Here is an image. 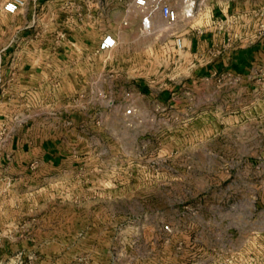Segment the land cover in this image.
<instances>
[{
    "label": "rangeland",
    "instance_id": "obj_1",
    "mask_svg": "<svg viewBox=\"0 0 264 264\" xmlns=\"http://www.w3.org/2000/svg\"><path fill=\"white\" fill-rule=\"evenodd\" d=\"M125 14L88 26L90 58L72 75L33 77L11 101L49 135L75 137L78 154L0 177V264H226L233 246V263L249 264L264 253V232L251 234L264 221V64L202 71L217 57L196 60L161 19L148 32ZM18 22L0 13V53ZM101 24L116 42L107 52H96ZM69 32L46 30V52Z\"/></svg>",
    "mask_w": 264,
    "mask_h": 264
},
{
    "label": "crops",
    "instance_id": "obj_2",
    "mask_svg": "<svg viewBox=\"0 0 264 264\" xmlns=\"http://www.w3.org/2000/svg\"><path fill=\"white\" fill-rule=\"evenodd\" d=\"M4 1L0 0V13L15 17L19 22L15 26L12 23L5 24L4 27L7 32L9 31V36L5 52L0 53V87L7 83L5 91L10 93V104H12L8 107L7 102L0 101V125L2 122L5 123L9 135L0 147V177H7L13 172L23 174L24 172H35L38 168H56L72 164L78 154L74 143L75 137H71L70 134L49 135L48 133L53 130L47 129L45 122L29 123L28 118L23 114H18L17 107L11 101L27 93L28 86L32 89L33 80L31 78L33 77L55 78L54 85L56 86L60 84L59 78L72 75L73 71H76V62L87 61L90 58L88 52L81 51L87 48L88 26H92L97 18L101 21L105 19L107 22L109 12L115 10L126 15L125 13L129 11L126 8L129 0H38L34 5L28 3L16 13L4 12L2 10ZM261 5H264V0H207L204 8L209 7L210 13L215 17L231 15L244 20L245 12ZM133 16V26L138 27L139 15L135 13ZM120 21L123 25L127 24L123 16ZM204 21L206 22L207 19ZM54 24L60 28L61 26L68 27L71 39L62 38L60 40L61 50L51 53L46 52L41 38L46 35V30L53 28ZM104 28L101 24V35L104 33ZM176 28L183 34L184 48L193 53L196 60H201L198 57V51L210 46L222 47L216 40L214 42L212 40L219 39L222 30L216 33L209 27L201 32L190 28L187 22ZM233 29L238 30L237 25H233ZM14 31H20L21 35H15ZM263 46L264 38L237 48L230 58L221 53L214 63L206 66L202 71L216 72L228 68L233 72H243L254 64H264ZM50 61L53 62L52 68H50ZM65 66H69L66 73L63 69ZM38 67L41 68V75L36 72ZM43 85L39 81L36 88ZM262 225L259 229L251 231V234L255 233L260 236L264 232ZM232 248V253L236 254L242 247L233 246ZM252 253L253 256L249 258L253 260V264H264L263 252Z\"/></svg>",
    "mask_w": 264,
    "mask_h": 264
},
{
    "label": "built area",
    "instance_id": "obj_3",
    "mask_svg": "<svg viewBox=\"0 0 264 264\" xmlns=\"http://www.w3.org/2000/svg\"><path fill=\"white\" fill-rule=\"evenodd\" d=\"M38 0H5L2 3V10L6 13H16L24 8L28 3L36 4ZM207 0H129L126 8L139 15V26L150 32L154 28L155 21L161 19L165 26L170 29L173 36V46L176 50H182L184 46L183 34L175 27L181 20L190 23L200 18L207 19L204 25L189 27L198 31H205L209 27L216 33L220 30L221 36L216 40L221 44V48L207 47L198 51V57L203 61L210 57H218L227 50L235 47H241L247 43L255 42L264 34V5L251 8L243 14L244 20H239L236 16H212L208 13L203 16V8ZM254 19L253 29L248 30L249 21ZM233 25H237L238 30L233 29ZM114 38L103 33L97 43L96 52L107 51L115 45ZM0 82H1V60H0ZM8 131L5 123L0 125V147L8 138ZM3 177V176H1ZM264 229V224H263ZM233 253L227 259L226 264H235L232 261ZM253 261L252 259L250 260Z\"/></svg>",
    "mask_w": 264,
    "mask_h": 264
},
{
    "label": "bare ground",
    "instance_id": "obj_4",
    "mask_svg": "<svg viewBox=\"0 0 264 264\" xmlns=\"http://www.w3.org/2000/svg\"><path fill=\"white\" fill-rule=\"evenodd\" d=\"M181 21H182V20H181ZM163 23H164V22H163ZM164 25H165V24H164ZM164 28H166V26H165ZM167 28H168V27H167ZM112 48H113V47H112ZM112 48H111V49H112ZM111 49H109V50H111ZM109 50H108V51H109Z\"/></svg>",
    "mask_w": 264,
    "mask_h": 264
}]
</instances>
